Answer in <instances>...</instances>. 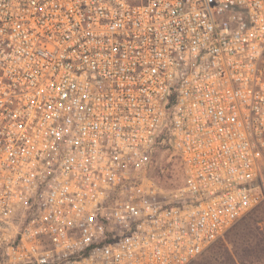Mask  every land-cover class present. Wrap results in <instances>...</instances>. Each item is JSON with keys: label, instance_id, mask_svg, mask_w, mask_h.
Masks as SVG:
<instances>
[{"label": "built area", "instance_id": "built-area-1", "mask_svg": "<svg viewBox=\"0 0 264 264\" xmlns=\"http://www.w3.org/2000/svg\"><path fill=\"white\" fill-rule=\"evenodd\" d=\"M263 200L264 0H0V264H191Z\"/></svg>", "mask_w": 264, "mask_h": 264}, {"label": "rangeland", "instance_id": "rangeland-1", "mask_svg": "<svg viewBox=\"0 0 264 264\" xmlns=\"http://www.w3.org/2000/svg\"><path fill=\"white\" fill-rule=\"evenodd\" d=\"M161 169L165 174L157 175ZM152 170L155 180L167 191L182 184L179 160L169 148L156 152ZM231 261L264 264V200L236 223L222 240L191 264H234Z\"/></svg>", "mask_w": 264, "mask_h": 264}, {"label": "trees", "instance_id": "trees-1", "mask_svg": "<svg viewBox=\"0 0 264 264\" xmlns=\"http://www.w3.org/2000/svg\"><path fill=\"white\" fill-rule=\"evenodd\" d=\"M222 248H223V249L225 248L224 245H222ZM231 262L234 263V264H238L237 261H231Z\"/></svg>", "mask_w": 264, "mask_h": 264}]
</instances>
